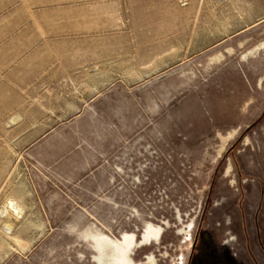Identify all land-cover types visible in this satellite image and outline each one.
<instances>
[{
    "label": "rangeland",
    "instance_id": "374dc122",
    "mask_svg": "<svg viewBox=\"0 0 264 264\" xmlns=\"http://www.w3.org/2000/svg\"><path fill=\"white\" fill-rule=\"evenodd\" d=\"M6 2L0 264H264V0Z\"/></svg>",
    "mask_w": 264,
    "mask_h": 264
},
{
    "label": "crops",
    "instance_id": "0c3cea01",
    "mask_svg": "<svg viewBox=\"0 0 264 264\" xmlns=\"http://www.w3.org/2000/svg\"><path fill=\"white\" fill-rule=\"evenodd\" d=\"M7 5L6 0H0V8ZM13 13L0 17V116L7 115L10 110L21 107L22 85L25 75L36 69L38 52L26 49L37 40L35 21H20L13 23ZM20 20V19H16ZM28 30H33L29 34ZM29 35V36H28ZM37 70V69H36Z\"/></svg>",
    "mask_w": 264,
    "mask_h": 264
},
{
    "label": "bare ground",
    "instance_id": "6f19581e",
    "mask_svg": "<svg viewBox=\"0 0 264 264\" xmlns=\"http://www.w3.org/2000/svg\"><path fill=\"white\" fill-rule=\"evenodd\" d=\"M13 208H14V207H13ZM11 209H12V208H11ZM13 210H14V209H13ZM6 213H7V212H6ZM6 213H5V214H6Z\"/></svg>",
    "mask_w": 264,
    "mask_h": 264
}]
</instances>
